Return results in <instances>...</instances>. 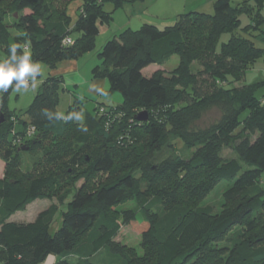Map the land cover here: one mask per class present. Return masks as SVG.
Wrapping results in <instances>:
<instances>
[{
  "label": "trees",
  "instance_id": "trees-1",
  "mask_svg": "<svg viewBox=\"0 0 264 264\" xmlns=\"http://www.w3.org/2000/svg\"><path fill=\"white\" fill-rule=\"evenodd\" d=\"M73 1L0 0V61L18 64L29 52L33 63L53 70L63 61L78 60L96 46L101 27L111 24L107 2L117 10L146 0H80L72 25L68 8ZM263 8L264 0H244L237 7L231 0H217L213 15L191 12L164 29L146 24L121 32L104 45L102 65L92 73L106 78L110 94L120 93L124 103L97 104L84 123L74 120L81 111L78 105L71 107V118L60 114L58 91L64 81L49 76L26 111L28 120L12 134L17 115L7 104L18 81L6 91L0 89V157L7 162L5 179L0 180V264H42L50 256L56 258L54 264H71L70 257L88 264H264V218L257 216L264 210V189L250 175H242L240 164L264 174V98L257 96L264 81H244L257 61L264 60V49L233 35L240 28V15L246 14L252 25L243 31H259L264 40ZM11 17L15 22L7 24ZM226 33L232 37L218 50ZM66 38L74 44L64 45ZM174 56L180 63L170 76L161 70L143 75ZM195 64L200 66L196 73ZM212 109L220 113L219 120L201 128ZM143 111L148 121L137 122ZM27 126L36 128L33 139L27 138ZM53 135L65 141L47 145ZM66 139L85 145L90 158L75 156ZM178 139L189 148L201 146L188 162L173 151ZM38 147L46 151L40 174L18 170L13 154ZM224 148L238 159L224 160ZM80 180L85 183L56 232L57 205L28 224L8 221L50 197L47 191L58 195ZM223 181L231 184L223 194L231 211L216 218L212 207L198 202ZM131 200L139 203L143 217L131 210L119 212ZM120 218L142 236V257L115 241ZM235 228L243 229L242 239L231 248H215Z\"/></svg>",
  "mask_w": 264,
  "mask_h": 264
},
{
  "label": "rangeland",
  "instance_id": "rangeland-1",
  "mask_svg": "<svg viewBox=\"0 0 264 264\" xmlns=\"http://www.w3.org/2000/svg\"><path fill=\"white\" fill-rule=\"evenodd\" d=\"M217 0H146L144 5H137L131 7V5L125 6L124 8L115 10L110 2L105 4V11L112 13V22L110 25H104L101 27L100 35L97 37L96 46L89 52L81 55L78 60L75 61H63L78 63L79 70L76 72H65L63 78L64 83L61 89L58 91V110L63 116L72 117L73 113L71 109L78 105L81 111L74 117L76 123H84L86 114L94 115L95 107L97 104L105 105L108 107H118L124 103L123 96L120 93L110 94V85L106 78H94L93 69L97 66L102 65V58L100 54L103 50L104 45L118 36L121 32L128 29L133 31L139 30L143 25L153 26H168L175 25L178 17L191 12H198L207 15L214 14V4ZM232 6L237 7L242 4L244 0H231ZM81 1L76 0L70 3L68 8V15L71 18L72 25L76 24L78 20V10L80 8ZM251 6H255L251 3ZM149 8V9H148ZM115 10V11H114ZM264 15V8L261 11ZM16 19L13 17L8 18L7 24H13ZM249 25H252L250 17L246 14L240 15V28L234 32L233 35L240 36L251 40L254 45L259 49H264V40L259 37V31L252 30L249 34L244 32L243 29ZM231 34H223L218 43V50L221 49L223 44H226L231 39ZM180 58L178 56L172 57L163 66L152 65L143 71L145 77H151L155 72L161 70L164 71L167 76H170L179 66ZM40 65V77H36L33 81L32 77L29 76L30 85L25 88L23 86L20 89L14 88L8 98V109L14 115L12 121L15 123V127L12 134L16 131H20L21 121H27L26 111L34 101L38 92L40 91L42 84L51 76L52 70L45 64L38 63ZM199 64H195L193 71L196 73L199 71ZM54 70V69H53ZM245 83L248 85L256 82L264 81V60L260 59L257 61L255 66L249 70L245 76ZM198 95L202 96L201 93ZM205 95V94H204ZM259 98H264V85L257 91ZM191 98V97H190ZM72 107V108H71ZM4 108L3 102H0V110ZM220 118V113L216 109H212L200 122L201 128H206L210 124L216 122ZM27 128H29L27 126ZM28 138V137H27ZM28 138V139H33ZM13 137H9V142L12 143ZM60 141H65V138L61 139L58 136L53 135L50 142L47 145H55ZM66 141L72 144L75 156L82 158L84 156L92 155L91 152L85 149V145L77 144L73 139H66ZM21 143V142H19ZM18 143V144H19ZM173 151L181 158L188 162L193 157V154L201 147H187L183 141L176 140L173 142ZM221 156L224 160L238 159L235 152L230 148H224ZM46 160V151L41 147L35 148L33 151H21L13 154V161L18 165V170L28 174L35 175L40 174L41 166ZM46 163V162H45ZM243 167L242 175H250L253 181L261 185L264 189V174H259L256 169H251L249 166L240 162ZM88 166H81V170H86ZM254 168V167H253ZM7 170V162L0 157V180L5 179V173ZM239 176L240 178L242 177ZM259 177L258 179L254 177ZM254 178V179H253ZM256 179V180H255ZM84 181L80 180L76 185L71 188V185L65 186L63 190L58 194L54 195L52 192L47 191L48 198L39 199L30 204L25 211L19 212L12 216L8 221L17 224H28L33 222L38 214L52 205H57L59 208V214L56 217L52 230L56 232L62 224V214L69 210L70 203L73 201V197L76 192L84 185ZM230 183L223 181L217 184L212 191H210L205 198L198 202L199 206H210L214 211V217L220 218L227 215L231 210L226 205L223 198L224 192L229 189ZM120 213L131 210L139 213V217H143L141 214L139 203L136 200H131L118 207ZM257 216L264 218V210H258ZM121 224V230L115 239L117 243L127 249L134 250L138 257L144 255L141 244L142 236L134 230L132 227L123 225V219L119 220ZM243 229L235 228L231 233L221 242L215 243L214 246L217 249L231 248L235 243L242 239ZM71 264H88L85 261H80L76 257L69 258ZM182 260V259H181ZM42 264H52L49 261ZM90 264V263H89Z\"/></svg>",
  "mask_w": 264,
  "mask_h": 264
},
{
  "label": "clouds",
  "instance_id": "clouds-1",
  "mask_svg": "<svg viewBox=\"0 0 264 264\" xmlns=\"http://www.w3.org/2000/svg\"><path fill=\"white\" fill-rule=\"evenodd\" d=\"M15 45L12 46V57L15 60ZM40 65L33 63L29 52L25 53L23 57L19 59L18 64H11L7 59L0 61V89L7 90L14 80L18 81L16 89H20L21 86L27 88L28 82L26 77L31 76L35 81L37 73L40 71Z\"/></svg>",
  "mask_w": 264,
  "mask_h": 264
},
{
  "label": "crops",
  "instance_id": "crops-1",
  "mask_svg": "<svg viewBox=\"0 0 264 264\" xmlns=\"http://www.w3.org/2000/svg\"><path fill=\"white\" fill-rule=\"evenodd\" d=\"M146 2V1H145ZM145 2H143V3H145ZM143 3H141V4H139L140 6H142V5H144ZM81 5H82V2H81ZM81 5H80V7H81ZM137 5V4H136ZM133 6H135V5H133ZM133 6H131V7H133ZM149 9V8H148ZM156 26V25H155ZM156 27H158V28H160V29H164V28H166V27H168V26H165V27H162V26H156ZM79 70V66H78V63H74V62H64V63H62V64H58V66L54 69V70H52V73H51V76L52 77H64V75H65V72H68V71H71V72H76V71H78ZM50 262V263H52V264H54L55 262H56V258L55 257H52V256H50L48 259H47V261H46V263L47 262Z\"/></svg>",
  "mask_w": 264,
  "mask_h": 264
},
{
  "label": "built area",
  "instance_id": "built-area-1",
  "mask_svg": "<svg viewBox=\"0 0 264 264\" xmlns=\"http://www.w3.org/2000/svg\"><path fill=\"white\" fill-rule=\"evenodd\" d=\"M63 44L64 45H73L74 44V40L72 38H66L64 41H63ZM27 82H28V86L30 85V80L28 78H26ZM101 112H105V109H101ZM60 118L64 121H66V118L63 117L62 115H60ZM36 136V128L33 127V126H30L28 128V131H27V137L28 138H32V137H35Z\"/></svg>",
  "mask_w": 264,
  "mask_h": 264
},
{
  "label": "water",
  "instance_id": "water-1",
  "mask_svg": "<svg viewBox=\"0 0 264 264\" xmlns=\"http://www.w3.org/2000/svg\"><path fill=\"white\" fill-rule=\"evenodd\" d=\"M137 122L144 123L148 121V113L146 111L141 112L135 117ZM23 150H27L26 148H23Z\"/></svg>",
  "mask_w": 264,
  "mask_h": 264
}]
</instances>
